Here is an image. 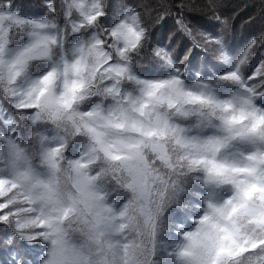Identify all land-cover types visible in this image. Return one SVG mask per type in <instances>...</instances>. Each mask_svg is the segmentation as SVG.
<instances>
[{
	"label": "snow or ice",
	"instance_id": "snow-or-ice-1",
	"mask_svg": "<svg viewBox=\"0 0 264 264\" xmlns=\"http://www.w3.org/2000/svg\"><path fill=\"white\" fill-rule=\"evenodd\" d=\"M223 7L0 0V264H264V23L232 54Z\"/></svg>",
	"mask_w": 264,
	"mask_h": 264
},
{
	"label": "trees",
	"instance_id": "trees-1",
	"mask_svg": "<svg viewBox=\"0 0 264 264\" xmlns=\"http://www.w3.org/2000/svg\"><path fill=\"white\" fill-rule=\"evenodd\" d=\"M110 2L113 4V12H118L122 0H110ZM134 2L153 3L154 0H134ZM19 3L27 15L39 16L43 13V0H19ZM222 3L224 5L222 11L226 14L237 12L233 22L231 40L232 54H235L243 46L246 39L264 23V5L261 4V0H222ZM249 17H254V19L249 22ZM171 25L172 21L168 19L156 28V35L161 43L166 38ZM253 64H255V60ZM220 67L223 69L226 68V65L220 64Z\"/></svg>",
	"mask_w": 264,
	"mask_h": 264
}]
</instances>
